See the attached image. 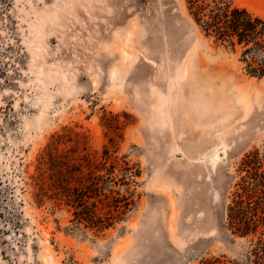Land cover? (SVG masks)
Returning a JSON list of instances; mask_svg holds the SVG:
<instances>
[{
  "label": "rangeland",
  "instance_id": "rangeland-1",
  "mask_svg": "<svg viewBox=\"0 0 264 264\" xmlns=\"http://www.w3.org/2000/svg\"><path fill=\"white\" fill-rule=\"evenodd\" d=\"M254 151L264 78L186 0H0V264H245L260 234L227 205ZM90 177L107 227L61 188Z\"/></svg>",
  "mask_w": 264,
  "mask_h": 264
},
{
  "label": "trees",
  "instance_id": "trees-1",
  "mask_svg": "<svg viewBox=\"0 0 264 264\" xmlns=\"http://www.w3.org/2000/svg\"><path fill=\"white\" fill-rule=\"evenodd\" d=\"M186 1L191 17L207 38L234 53L239 51L244 71L250 76L264 78V16L233 5L229 0ZM259 162L257 151L244 159L241 170L245 173L227 205V226L234 233L245 237L260 234L248 252L245 264H264V170ZM74 171H80L79 166H75ZM65 179L67 184L72 181L80 183L82 177L70 174ZM89 181L83 188L67 184L61 187L67 204L81 208L83 220L107 227L92 208L96 207L95 202H90L91 198L98 197L100 185L96 177H90ZM202 264L227 263H221L217 258L205 260Z\"/></svg>",
  "mask_w": 264,
  "mask_h": 264
},
{
  "label": "bare ground",
  "instance_id": "bare-ground-1",
  "mask_svg": "<svg viewBox=\"0 0 264 264\" xmlns=\"http://www.w3.org/2000/svg\"><path fill=\"white\" fill-rule=\"evenodd\" d=\"M245 1H247V0H244V2ZM248 2H250L249 0H248ZM246 3V2H245ZM252 3V2H251ZM247 5H249V6H251L252 4H250V3H248ZM254 5V4H253ZM253 7H255V6H253ZM216 153V152H215ZM178 154H180L181 155V157H183V156H185V153L184 152H179ZM225 154V153H224ZM216 156V155H215ZM179 157V156H178ZM184 159V158H183ZM12 234V233H11ZM13 236L15 235V234H12Z\"/></svg>",
  "mask_w": 264,
  "mask_h": 264
},
{
  "label": "water",
  "instance_id": "water-1",
  "mask_svg": "<svg viewBox=\"0 0 264 264\" xmlns=\"http://www.w3.org/2000/svg\"><path fill=\"white\" fill-rule=\"evenodd\" d=\"M12 234H15V231L11 232Z\"/></svg>",
  "mask_w": 264,
  "mask_h": 264
}]
</instances>
